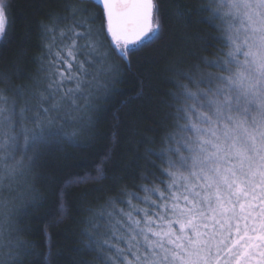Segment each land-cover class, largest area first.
<instances>
[{
    "label": "snow or ice",
    "instance_id": "1",
    "mask_svg": "<svg viewBox=\"0 0 264 264\" xmlns=\"http://www.w3.org/2000/svg\"><path fill=\"white\" fill-rule=\"evenodd\" d=\"M100 6L102 16L91 17L103 20L99 30L79 21L84 31L60 30L58 50L45 45L50 58H40V77H30L36 87H28L35 104L18 106L0 92V250L7 251L0 264H22V245L13 243L23 231L13 184L52 144L76 146L73 126L84 118L74 113L94 110V90L106 88L89 80L90 69L108 60L104 49L115 46L126 59L129 45L160 38L157 0H100ZM200 11L209 13L205 19L227 51L219 50L223 58L198 57L203 68L193 65L195 72L168 80L179 89L167 94L171 102L161 101L175 110L165 117L173 131L162 124L163 147L148 150L159 163L150 161L153 170L140 177L148 181L140 185L143 195L127 193L128 210L108 213L106 234L105 225L91 222L94 231L84 232L81 251L104 264H264V0H208ZM10 30L8 0H0V39ZM103 71L109 75L112 65Z\"/></svg>",
    "mask_w": 264,
    "mask_h": 264
},
{
    "label": "trees",
    "instance_id": "2",
    "mask_svg": "<svg viewBox=\"0 0 264 264\" xmlns=\"http://www.w3.org/2000/svg\"><path fill=\"white\" fill-rule=\"evenodd\" d=\"M157 3L159 39L129 45L126 59L115 46L104 49L112 71L101 76L100 84L106 88L94 90L95 109L77 116L84 119L73 126L76 146L68 141L52 144L31 170L25 168L17 176L13 188L18 191L12 199L19 209L17 227L23 231L14 233L13 243L22 245L17 249L22 264H82L84 260L104 264L96 253L81 251L88 240L84 232L94 231L91 222L105 225L100 232L106 234L108 213L128 210L127 193L143 195L140 185L148 181L140 177L153 170L150 161L159 163L148 150L158 153L165 127L173 131L165 117L175 110L161 101L171 102L167 94L179 89L168 80H179V71L195 72L193 65L203 68L198 57L223 58L219 50L227 51L221 33L205 19L209 13L200 11L208 0ZM8 4L11 30L0 41V92L22 104L32 99L28 87L35 88L36 81L30 77H40L38 61L46 57L45 45L58 50L60 30L84 31L76 27L79 21L99 30L103 20L91 17H101L102 9L91 0H8ZM45 26L56 31L46 34ZM17 89L24 91L23 98L16 95ZM6 256L7 251L0 250V259Z\"/></svg>",
    "mask_w": 264,
    "mask_h": 264
},
{
    "label": "rangeland",
    "instance_id": "3",
    "mask_svg": "<svg viewBox=\"0 0 264 264\" xmlns=\"http://www.w3.org/2000/svg\"><path fill=\"white\" fill-rule=\"evenodd\" d=\"M1 40L2 39H0V41ZM106 68H107V64L105 62L104 64H98L96 69H90V71L93 72L95 78L89 77V80H91L93 84H97V83L100 84L101 76L104 73L103 69H106ZM26 100L31 101L32 104H35L36 103V101L33 100V99H26ZM80 101L78 103H80ZM9 102L11 103L10 100H9ZM23 104H24V102H22V104L20 103V104H17V105L18 106H23ZM81 106L83 107V105H81ZM84 112H86V111H81V112H78V113H74V115L77 117V116H79L80 114H82ZM27 126L29 128L33 127L32 124H30V123ZM22 155H23V153L20 154V155H18V156L21 158Z\"/></svg>",
    "mask_w": 264,
    "mask_h": 264
},
{
    "label": "water",
    "instance_id": "4",
    "mask_svg": "<svg viewBox=\"0 0 264 264\" xmlns=\"http://www.w3.org/2000/svg\"><path fill=\"white\" fill-rule=\"evenodd\" d=\"M96 2H98L100 4V0H95Z\"/></svg>",
    "mask_w": 264,
    "mask_h": 264
}]
</instances>
